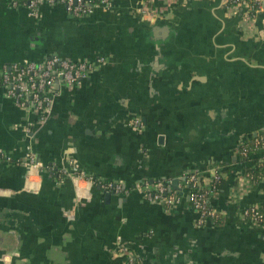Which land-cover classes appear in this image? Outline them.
<instances>
[{"label": "crops", "instance_id": "0c3cea01", "mask_svg": "<svg viewBox=\"0 0 264 264\" xmlns=\"http://www.w3.org/2000/svg\"><path fill=\"white\" fill-rule=\"evenodd\" d=\"M142 4L117 0L80 19L43 5L33 18L0 0V66L53 54L108 60L59 86L44 124L0 88V264H126L128 252L139 264H264V224L243 216L264 203V178L248 175L238 151L264 130V12L248 26L246 10L224 0H156L152 15ZM29 143L53 169L29 174L17 161ZM72 157L128 192L106 198L94 186L79 199ZM189 169L204 188L221 174L211 197L221 222L197 223L179 179ZM166 179L182 195L169 210L140 187Z\"/></svg>", "mask_w": 264, "mask_h": 264}, {"label": "built area", "instance_id": "2783aa9c", "mask_svg": "<svg viewBox=\"0 0 264 264\" xmlns=\"http://www.w3.org/2000/svg\"><path fill=\"white\" fill-rule=\"evenodd\" d=\"M117 0H10L13 7H23L27 10L29 17L38 18L41 16L43 5H60L68 15L75 18H84L91 15L96 9L104 8L111 10ZM182 0H168L173 4ZM229 10L237 11L240 8L246 10L245 19L253 24L259 12H264V0H224ZM156 0H143L141 13L152 15L155 9ZM104 55H97L93 59L78 58L72 59L53 54L43 60H24L0 66V88L4 89L5 95L12 99L15 104L25 111H35L37 119L35 123L43 124L50 112V109L59 94V86H76L80 84L103 65L107 63ZM130 125L138 132L145 129V122L140 116L131 119ZM27 134L32 132L31 127L25 128ZM238 151L243 157L259 156L264 162V130L258 135L243 142L238 146ZM6 153L0 149V157ZM8 160L11 158L8 156ZM17 161L24 163L29 168V174H37L44 168L53 169L52 166L44 167L38 160L32 144L25 147L22 158ZM71 170L68 175L73 179L77 197L86 198L90 189L94 186L107 191L126 193L128 188L122 181H110L95 177L88 173L75 157L69 159ZM28 175V176H30ZM184 181L188 190L190 204L197 213V223L204 225L207 222L219 223L222 221V213L211 205V197L218 189L221 174L218 170L213 172V182L210 187L204 188L197 172L186 170L179 177ZM173 179L159 180L155 183L145 181L141 187L143 197L150 202H155L166 208L173 209L182 202V195L179 189L172 188ZM179 184V183H178ZM182 187H185L182 183ZM243 216L253 223L264 224V206L252 205L243 210ZM126 264H139L135 255L128 252Z\"/></svg>", "mask_w": 264, "mask_h": 264}, {"label": "trees", "instance_id": "16d2710c", "mask_svg": "<svg viewBox=\"0 0 264 264\" xmlns=\"http://www.w3.org/2000/svg\"><path fill=\"white\" fill-rule=\"evenodd\" d=\"M243 159L245 162H252L248 168V175L256 180L264 178V162L260 161L259 156L243 157ZM262 205L264 206V203Z\"/></svg>", "mask_w": 264, "mask_h": 264}, {"label": "water", "instance_id": "95a60500", "mask_svg": "<svg viewBox=\"0 0 264 264\" xmlns=\"http://www.w3.org/2000/svg\"><path fill=\"white\" fill-rule=\"evenodd\" d=\"M45 122H46V121H45ZM45 122H44V123H45ZM44 123H43V124H44ZM30 135H32V134H30ZM70 170H71V166H70V169L68 170V172H69ZM68 176H69V175H68ZM69 177H70V179L73 181V179L71 178V176H69ZM178 183H179V180H175V181L173 182V184H172V188L175 189V190H176V189L178 190V189H179V187H178ZM73 184H74V182H73ZM74 187H75V185H74ZM98 187L100 188V186H98ZM75 191H76V188H75ZM104 193H105V197H106V198H111L113 194H116V191H114V190H112V191H107V190H106V191H104ZM82 201H85V200H82Z\"/></svg>", "mask_w": 264, "mask_h": 264}, {"label": "bare ground", "instance_id": "6f19581e", "mask_svg": "<svg viewBox=\"0 0 264 264\" xmlns=\"http://www.w3.org/2000/svg\"><path fill=\"white\" fill-rule=\"evenodd\" d=\"M248 23V22H247ZM222 180V179H221ZM32 188V187H31ZM247 208V207H246Z\"/></svg>", "mask_w": 264, "mask_h": 264}]
</instances>
